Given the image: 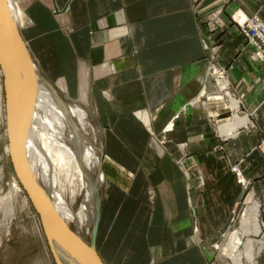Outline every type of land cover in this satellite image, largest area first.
<instances>
[{
  "label": "crops",
  "instance_id": "0c3cea01",
  "mask_svg": "<svg viewBox=\"0 0 264 264\" xmlns=\"http://www.w3.org/2000/svg\"><path fill=\"white\" fill-rule=\"evenodd\" d=\"M236 12L264 21V0H34L39 63L101 126L106 264H213L246 198L264 222V63Z\"/></svg>",
  "mask_w": 264,
  "mask_h": 264
},
{
  "label": "bare ground",
  "instance_id": "6f19581e",
  "mask_svg": "<svg viewBox=\"0 0 264 264\" xmlns=\"http://www.w3.org/2000/svg\"><path fill=\"white\" fill-rule=\"evenodd\" d=\"M7 1L16 23L21 28L26 26L28 22L25 14L15 7L14 1ZM55 12L60 13L57 7H55ZM0 22V29L5 30V33L9 34L2 20ZM25 42L27 43V41ZM29 46L28 43L27 47L30 51ZM30 53L32 54L31 51ZM0 55L5 59L10 80L11 78L15 80L17 90L21 92L24 70L20 64L16 46L9 39V36L4 37L3 41H0ZM34 58L36 59V56L33 57L36 89L34 105L25 136V168L43 197L86 240L85 237L92 232V237L96 233L98 236L99 222L95 227V210L98 208L101 199L100 186L104 183L101 174V143L99 144L98 141L96 144L93 140L95 138L88 136L89 133L85 127L84 119L89 116V110L84 105V102L81 105L77 102H72L73 100L67 102L66 99H60V96L51 87V83L40 74L42 71H39L38 64ZM20 95L18 104L23 107L27 95L26 92H24V95L22 93ZM22 112L23 108L20 113ZM6 152L9 155L8 147ZM63 178L73 184L72 201H75L76 197L83 193V198L79 207H77L78 209L73 207L72 202H66L63 195L58 194V185L59 182L63 181ZM15 191L18 193L22 190L17 188ZM258 209L259 205H251L246 209L243 218L246 223H256V232L259 230V225L255 218ZM92 225L94 231H91ZM34 226L35 229L40 231L38 224ZM44 229L51 249L62 264H85L82 259L67 249L51 232L45 227ZM248 244L246 259L255 264V246ZM95 246L97 248V242ZM56 247L65 253L67 257L62 255L63 258L61 260ZM242 260L244 261L241 254L238 255L236 264H242Z\"/></svg>",
  "mask_w": 264,
  "mask_h": 264
},
{
  "label": "rangeland",
  "instance_id": "374dc122",
  "mask_svg": "<svg viewBox=\"0 0 264 264\" xmlns=\"http://www.w3.org/2000/svg\"><path fill=\"white\" fill-rule=\"evenodd\" d=\"M14 1V5L17 9H20L27 18V24L24 27L20 28L23 39L28 42L30 41V51L32 52V58L36 56V63L38 64L40 74L45 77L49 83H51V87L54 91H56L57 95L60 96V99L72 102H77L79 104L86 105V108L89 110V116L84 119V124L86 129H88L89 137L95 138L93 139L96 144L99 141L101 145V174L104 179V183L100 186V203L98 208H96V224L98 223V236H97V251H98V240L100 236V228L102 224V208L106 199L108 198L109 191V182L106 178L104 172V154H103V145L101 138V126L99 120L96 118L95 110L93 108L90 97L86 95H82L80 98H72L71 95L68 94V89H64L58 82L60 81V76H52V73L48 71V67L44 65H40L39 57L34 48H32V38H39V33H36L28 38L27 29L36 30L37 21L34 19V15H30V9L33 7L34 0H12ZM200 0H193L194 4ZM50 10L52 11V15L57 19H63V13L55 12L54 4L49 1L48 4ZM60 11V10H59ZM56 13V14H55ZM255 18L261 20L262 23L264 21L260 17L259 14H253L251 16H244L241 12H236L232 15L231 19L233 23L239 28L240 32L244 36V39L253 46V54L264 63V30L258 29L256 30L254 27V21H251ZM62 20H59V27L57 30L63 31L66 35H70L71 27L65 20V17ZM36 22V24H35ZM31 25V26H30ZM51 26V25H49ZM53 28V27H51ZM49 34L50 31L45 32ZM247 34V36H246ZM250 39V40H249ZM253 39V40H252ZM253 41V42H251ZM261 54V55H260ZM41 68V69H40ZM44 74V75H43ZM216 75V74H215ZM59 79V81H58ZM0 264H56L55 259L53 257L52 249L49 244L44 226L37 214L36 210L32 206L30 200L28 199L25 191L20 185L16 174L14 172L10 155H7L6 148L8 147V136H7V110H6V76L0 64ZM2 90V91H1ZM69 95L71 98H69ZM2 110V111H1ZM3 112V113H1ZM91 113V115H90ZM3 116V117H2ZM230 117V116H229ZM229 117H223L221 120L228 119ZM221 122V123H223ZM219 123L218 126L221 124ZM217 126V127H218ZM94 130V131H93ZM96 130V132H95ZM91 132V134H90ZM99 134V135H98ZM98 135V136H97ZM219 135V134H218ZM96 136V137H95ZM222 138V137H221ZM162 141V140H161ZM162 146H164L165 142H161ZM223 149V147H220ZM7 153V154H6ZM178 164L180 167H184L183 160H179ZM184 169V168H183ZM238 170V166L233 167V171L235 173ZM97 178V176H96ZM59 182L58 185V194L63 195L66 202H72L73 207L78 209L79 204L82 200V194L78 195L75 201H72L71 195L73 194V184L69 181L64 180ZM241 179V178H240ZM243 180V179H242ZM61 185V186H60ZM20 188L22 191L18 193L15 189ZM155 197L152 188L149 187V200H153ZM248 199H244L243 203L239 204V208L234 212V224L230 229H227L226 236L223 237L224 240L220 242H214L211 244V249L215 251V258H213V264H236L237 256L241 254L242 264H252L250 261L246 259V252L249 246L248 243L255 246V261L257 264L258 257L261 255L262 251H264V222H262L260 217V203L259 209L255 214V218L257 219L259 230L256 232L255 228L257 227L256 223L252 224L249 229L246 231H242L241 220L244 218V214L247 208V205L253 204L250 200L247 203ZM256 201L255 203H257ZM28 205H27V204ZM100 209V210H99ZM243 215V216H242ZM35 224L39 225L40 231L35 229ZM74 228V227H73ZM75 229V228H74ZM93 230V225L91 226V231ZM233 230H238L237 233H244L243 240L240 241H230ZM241 230V231H240ZM94 231V230H93ZM240 232V233H239ZM93 233V232H92ZM92 233L87 235L86 241L92 242ZM249 233V234H248ZM88 237V238H87ZM59 247V245L56 244ZM58 247H56L58 254H60V259L62 260L63 256H66ZM245 250V251H244ZM257 250V251H256ZM231 251V252H230ZM233 251V252H232ZM245 252V253H244ZM99 253V252H98ZM234 253V254H233ZM235 255V256H234ZM233 256V258H232ZM67 257V256H66ZM213 262V261H212Z\"/></svg>",
  "mask_w": 264,
  "mask_h": 264
},
{
  "label": "water",
  "instance_id": "95a60500",
  "mask_svg": "<svg viewBox=\"0 0 264 264\" xmlns=\"http://www.w3.org/2000/svg\"><path fill=\"white\" fill-rule=\"evenodd\" d=\"M6 26L8 33L0 29V41L9 36L16 46L17 55L23 66L22 91L18 92L15 80L9 76L5 59L0 55V64L6 76L7 94V136L11 163L16 177L36 210L44 227L51 232L67 249L77 255L85 264H106L96 249L97 233L92 242L86 241L63 218L51 204L38 191L25 168V136L28 128L32 107L34 105L36 89V73L32 54L23 39L20 28L14 20L7 0H0V21ZM1 25V22H0ZM3 28V27H2ZM10 84V86H9ZM26 92L27 98L24 106H20V94ZM18 100V101H17ZM23 108V112H21ZM56 264H62L52 250Z\"/></svg>",
  "mask_w": 264,
  "mask_h": 264
},
{
  "label": "built area",
  "instance_id": "2783aa9c",
  "mask_svg": "<svg viewBox=\"0 0 264 264\" xmlns=\"http://www.w3.org/2000/svg\"><path fill=\"white\" fill-rule=\"evenodd\" d=\"M251 21H254V24H255L254 27H255L256 30H258V29H261V30L263 29L264 30V23H262L261 20H259L258 18H255V19H253ZM246 36H247V34H246ZM251 42H253V41H251Z\"/></svg>",
  "mask_w": 264,
  "mask_h": 264
}]
</instances>
